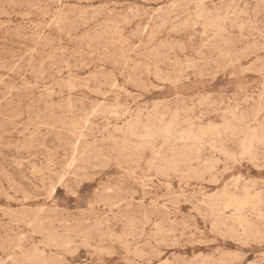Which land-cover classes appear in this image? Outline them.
<instances>
[{
    "label": "rangeland",
    "instance_id": "rangeland-1",
    "mask_svg": "<svg viewBox=\"0 0 264 264\" xmlns=\"http://www.w3.org/2000/svg\"><path fill=\"white\" fill-rule=\"evenodd\" d=\"M263 95L264 0H0V264H264Z\"/></svg>",
    "mask_w": 264,
    "mask_h": 264
},
{
    "label": "bare ground",
    "instance_id": "bare-ground-1",
    "mask_svg": "<svg viewBox=\"0 0 264 264\" xmlns=\"http://www.w3.org/2000/svg\"><path fill=\"white\" fill-rule=\"evenodd\" d=\"M158 1V0H157ZM60 3V2H59ZM35 7V6H34ZM173 8V7H172ZM46 10V9H45ZM59 12V11H58ZM221 12V11H220ZM201 14V13H200ZM204 14V13H203ZM240 15H241V13H239ZM208 15V14H207ZM206 15V16H207ZM226 15V14H225ZM170 16V15H169ZM198 17H200V16H198ZM197 18V17H196ZM198 19H200V18H198ZM225 19V18H224ZM81 20V19H80ZM219 20V19H218ZM222 20H223V18H222ZM209 21V20H208ZM211 21V20H210ZM212 21H214V20H212ZM188 23V22H187ZM215 23V22H214ZM218 24H219V22H217ZM220 23H221V21H220ZM224 23H225V21H224ZM52 24V23H51ZM55 24H56V22H55ZM69 24V23H68ZM186 24V23H185ZM196 24V23H195ZM210 24V23H209ZM223 24V23H222ZM213 24H211V26H212ZM243 26V25H242ZM161 27V26H160ZM218 27H219V25H218ZM196 28V27H195ZM179 29V28H178ZM204 29V28H203ZM202 29V30H203ZM211 29H212V27H211ZM163 30V29H162ZM205 31V30H204ZM204 33V32H203ZM223 34V33H222ZM155 35V34H154ZM203 35V34H202ZM205 35H206V33H205ZM70 36V35H69ZM217 36H219V34L218 35H216V37ZM222 36H220V38H221ZM228 37V36H227ZM227 37H226V39H227ZM71 39V38H70ZM152 39V38H151ZM215 39V38H214ZM214 39H213V42H215L214 41ZM217 39V38H216ZM222 39H224V38H222ZM221 40V39H220ZM94 41V40H93ZM222 41H224V40H222ZM216 43H217V41H216ZM215 43V44H216ZM226 43H228V42H226ZM230 43V42H229ZM213 44V43H212ZM214 44V45H215ZM225 44V43H224ZM182 46V45H181ZM173 47H174V45H173ZM179 48V47H178ZM211 48V47H210ZM208 49V48H207ZM228 55V54H227ZM237 56V55H236ZM232 57H234L235 58V56H232ZM185 58V57H184ZM223 58V57H222ZM231 61V60H230ZM173 62V61H172ZM176 63V62H175ZM230 63V62H229ZM17 67V66H16ZM146 67V66H145ZM188 67V66H187ZM66 68V67H65ZM209 68V67H208ZM194 69H196V68H194ZM13 70V69H12ZM244 70H246V69H244ZM248 70V69H247ZM203 71V70H202ZM164 73V72H163ZM203 73V72H202ZM157 74H159L158 72H157ZM161 75V74H160ZM166 75V74H165ZM176 75V74H175ZM175 75H173V76H175ZM129 76V75H128ZM169 76V75H168ZM213 76V75H212ZM158 77V76H157ZM161 78H163L162 76H160ZM154 79V78H153ZM133 80V79H132ZM183 80V79H182ZM163 81V80H162ZM165 81V80H164ZM170 80L168 79V82H169ZM170 82H172V81H170ZM102 83V82H101ZM104 83V82H103ZM2 84V83H1ZM114 86H116V85H114ZM71 89V88H70ZM11 91V90H10ZM88 93V92H87ZM75 95V94H74ZM264 96V95H263ZM263 96H262V98H263ZM246 99V98H245ZM248 99V98H247ZM243 101V100H242ZM245 102H247V101H245ZM200 105V104H199ZM154 106V105H153ZM212 107V106H211ZM50 109V108H49ZM110 109V108H109ZM236 110V109H235ZM60 112V111H59ZM100 112V111H99ZM180 112H185V111H180ZM132 113V112H131ZM49 114V113H48ZM106 114V113H105ZM168 114V113H167ZM182 115V114H181ZM188 115V114H187ZM233 115H235V114H233ZM178 116V118L179 117H181V116H179V115H177ZM232 116V115H231ZM182 117H184V115L182 116ZM71 118V117H70ZM152 118V117H151ZM177 118V117H176ZM86 120V119H85ZM130 120H131V118H130ZM179 120V119H178ZM177 120V121H178ZM203 120H204V118H203ZM69 121V120H68ZM185 122V121H184ZM183 122V123H184ZM228 122H230V121H228ZM233 121H231V123H232ZM51 124V123H50ZM49 124V125H50ZM54 124V123H53ZM86 124V123H85ZM227 124V123H226ZM4 125V124H3ZM57 125V124H56ZM87 125V124H86ZM228 125V124H227ZM240 125V124H239ZM123 126V125H122ZM179 126V125H178ZM178 126H176V127H178ZM13 127V126H12ZM23 127V126H22ZM25 127V126H24ZM212 127V126H211ZM227 127V126H226ZM1 128H3L2 126H1ZM39 128V127H38ZM92 128V127H91ZM139 128V127H138ZM215 128V127H214ZM213 128V129H214ZM222 128V127H221ZM236 128V127H235ZM240 129H241V127H240ZM3 130V129H2ZM16 130V129H15ZM23 130V129H22ZM139 130V129H138ZM149 130V129H148ZM168 130V129H167ZM106 131V130H105ZM174 131V130H173ZM191 131V130H190ZM53 132V131H52ZM166 132V131H165ZM175 132V131H174ZM182 132V131H181ZM211 132V131H210ZM168 134H169V132H167ZM170 133H172L173 134V132H170ZM186 133H188V132H186ZM219 133V132H218ZM60 134V133H59ZM162 134H165V136H166V133H162ZM177 134V133H176ZM197 134V133H196ZM254 134V133H253ZM179 135V134H178ZM214 135V134H213ZM212 135V136H213ZM9 136V135H8ZM108 136V135H107ZM169 136V135H168ZM211 136V135H210ZM216 136V135H215ZM156 137V136H155ZM172 137V136H171ZM244 137V136H243ZM262 137H264V136H262ZM169 138V137H168ZM175 138V137H174ZM173 138V139H174ZM182 138V137H181ZM211 138V137H210ZM4 139V138H3ZM131 139V138H130ZM139 139H141V137H139ZM172 139V140H173ZM182 139H184V137L182 138ZM77 141V140H76ZM180 141H182V140H180ZM196 141H197V139H196ZM78 142V141H77ZM142 142H144V141H142ZM186 142V141H185ZM164 143V142H163ZM162 143V144H163ZM167 143H168V141H167ZM212 143H214V142H212ZM264 143V142H263ZM81 144V143H80ZM146 144H148V143H146ZM170 144V143H169ZM76 145V144H75ZM245 145V144H244ZM77 146V145H76ZM78 146H79V144H78ZM118 146V145H117ZM214 146V145H213ZM197 147V146H196ZM245 147V146H244ZM84 148V147H83ZM193 148H195V147H193ZM214 148H215V146H214ZM65 149V148H64ZM71 149V148H70ZM178 149V148H177ZM188 149V148H187ZM190 149V148H189ZM224 149V148H223ZM124 150V149H123ZM174 150V149H173ZM202 150V149H201ZM244 150H245V148H244ZM248 151H249V149H247ZM184 151H185V148H184ZM198 151H200V150H198ZM246 151V150H245ZM251 151V150H250ZM186 152V151H185ZM189 152V151H188ZM179 153H180V151H179ZM220 153V152H219ZM182 154V153H181ZM197 155V154H196ZM251 155V154H250ZM184 156H185V154H184ZM195 156V155H194ZM252 156V155H251ZM98 157V156H97ZM181 157V156H180ZM184 158H186V157H184ZM255 158V157H254ZM84 159V158H83ZM97 159V158H96ZM100 160V159H99ZM102 160V159H101ZM184 161V160H183ZM253 161V160H252ZM179 163H181V162H178V164ZM183 163V162H182ZM206 163V162H205ZM216 163V162H215ZM81 164H83V162L81 163ZM97 164V163H96ZM86 165V164H85ZM211 166V165H210ZM66 168V167H65ZM68 168V167H67ZM159 168H161V167H159ZM71 170V169H70ZM68 171V170H67ZM63 172H65V171H63ZM209 172V171H208ZM76 173V172H75ZM67 174V173H66ZM76 175V174H75ZM238 180V179H237ZM234 185H236V184H234ZM254 187V186H253ZM232 193V192H231ZM80 195V194H79ZM225 197L227 196V195H224ZM230 196V195H229ZM231 197V196H230ZM207 199V198H206ZM229 199V198H228ZM254 199V198H253ZM257 199V198H256ZM236 200V199H235ZM243 201V200H242ZM237 202V201H236ZM258 203V202H257ZM256 204V203H255ZM238 205H239V203H238ZM237 205V206H238ZM210 206V205H209ZM224 206V205H223ZM255 206V205H254ZM220 207V206H219ZM224 208V207H223ZM244 208V207H243ZM242 208V209H243ZM228 209H230V208H228ZM245 209V208H244ZM241 209H239V211H240ZM253 210V209H252ZM211 212V211H210ZM219 218V217H218ZM221 218V217H220ZM227 221V220H226ZM239 221V220H238ZM216 226V225H215ZM18 227V226H17ZM211 229V228H210ZM243 231V230H242ZM96 232V231H95ZM256 232V231H255ZM86 233V232H85ZM231 233V232H230ZM257 233V232H256ZM87 236V235H86ZM232 236V235H231ZM233 237V236H232ZM258 237V236H257ZM24 239V238H23ZM55 239V238H54ZM22 240V239H21ZM117 242V241H116ZM221 249V248H220ZM102 251H104V250H102ZM124 254H126V253H124ZM222 256V255H221ZM229 257V256H228ZM224 258V257H223ZM231 258V257H230ZM234 258V257H233ZM6 262H7V260H6ZM179 263V262H178ZM232 263H233V259H232ZM236 263V262H235ZM206 264V263H205Z\"/></svg>",
    "mask_w": 264,
    "mask_h": 264
}]
</instances>
